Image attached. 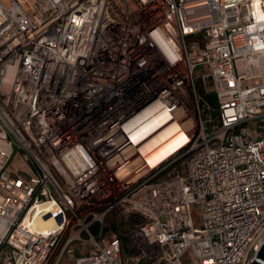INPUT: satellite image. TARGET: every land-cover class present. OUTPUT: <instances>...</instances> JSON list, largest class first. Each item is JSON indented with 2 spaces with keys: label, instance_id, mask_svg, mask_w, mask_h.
Instances as JSON below:
<instances>
[{
  "label": "built area",
  "instance_id": "obj_1",
  "mask_svg": "<svg viewBox=\"0 0 264 264\" xmlns=\"http://www.w3.org/2000/svg\"><path fill=\"white\" fill-rule=\"evenodd\" d=\"M257 9L264 0H0V264H140L106 230L125 208L164 247L162 264H187L190 250L194 264H253L264 243ZM199 66L218 102L213 129ZM162 112L172 122L135 140ZM173 123L190 144L149 168L144 149ZM16 154L33 175L11 168ZM47 202L62 222L33 230ZM77 242L91 248L76 256Z\"/></svg>",
  "mask_w": 264,
  "mask_h": 264
},
{
  "label": "bare ground",
  "instance_id": "obj_2",
  "mask_svg": "<svg viewBox=\"0 0 264 264\" xmlns=\"http://www.w3.org/2000/svg\"><path fill=\"white\" fill-rule=\"evenodd\" d=\"M258 2V0H256ZM203 3V2H202ZM192 8L193 5H188ZM257 18L264 19V11L257 9ZM207 16H195L191 18L192 23H200ZM173 120L172 114L162 112L154 121L147 124L135 140L147 139L156 132L162 130ZM191 142V138L180 129L177 123L162 131V133L152 142L148 143L144 149L145 160L151 169H156L171 157L182 151ZM62 210L56 203L47 202L36 207L35 215L29 220L30 227L36 231H52L62 222Z\"/></svg>",
  "mask_w": 264,
  "mask_h": 264
},
{
  "label": "trees",
  "instance_id": "obj_3",
  "mask_svg": "<svg viewBox=\"0 0 264 264\" xmlns=\"http://www.w3.org/2000/svg\"><path fill=\"white\" fill-rule=\"evenodd\" d=\"M195 81L202 118L207 128L213 129L219 126L220 119L217 110L218 102L215 96V92L213 90L211 77L205 69H200L196 72ZM130 216L135 217V220L138 223L137 227L133 225V222L136 221H132ZM142 222L143 220L139 217L138 214H136L130 208H125L121 210L118 215L111 214L108 217L106 230L112 229L120 233L123 243L124 254L128 261L134 259L140 264H162L161 259L164 247L157 242L153 243L159 248L158 257H154L151 259L150 257L147 258L145 254H140V252H138V254H135L131 239L133 240V237H136V231L140 233L143 239L148 240L141 231Z\"/></svg>",
  "mask_w": 264,
  "mask_h": 264
},
{
  "label": "rangeland",
  "instance_id": "obj_4",
  "mask_svg": "<svg viewBox=\"0 0 264 264\" xmlns=\"http://www.w3.org/2000/svg\"><path fill=\"white\" fill-rule=\"evenodd\" d=\"M204 11H205L204 9L201 10V13H203ZM194 13H197V12H194ZM239 64H241V62ZM200 69H204V67L203 66H199L197 70H200ZM257 135H258V132L255 130V137ZM182 161L183 160H179L176 163V167H177L178 170H181L182 167H183ZM10 166H11L12 169H17V167H18V169H22L23 171L29 173L30 175H33L32 169L28 166V164H26V163L21 161V159L19 157V154H16L13 157ZM130 217H131L132 221L135 220L134 216H130ZM192 217L194 219L195 225L197 227L201 226V213H200L199 207L196 206V205H193V207H192ZM137 224H138L137 221L133 222V225H135V227H137ZM136 233H137L136 237H133V240L131 239V242L133 244L132 246L134 248L135 254L136 253L138 254V252H140V254H142V255L145 254L147 258L150 257L151 259L154 258V257H158L159 256V248L152 241H150L149 239L148 240L143 239L139 232L136 231ZM84 246H87L88 249L91 248L90 246L84 245V244L79 243V242H77V243H75L73 245V247L75 248V251H76V256H79V248H83ZM184 261L187 264H194L195 257L193 255V251L192 250H190L184 256ZM60 264H75V261L74 260H70L67 256H65L61 260Z\"/></svg>",
  "mask_w": 264,
  "mask_h": 264
},
{
  "label": "water",
  "instance_id": "obj_5",
  "mask_svg": "<svg viewBox=\"0 0 264 264\" xmlns=\"http://www.w3.org/2000/svg\"><path fill=\"white\" fill-rule=\"evenodd\" d=\"M257 258L253 264H264V243L258 252Z\"/></svg>",
  "mask_w": 264,
  "mask_h": 264
}]
</instances>
